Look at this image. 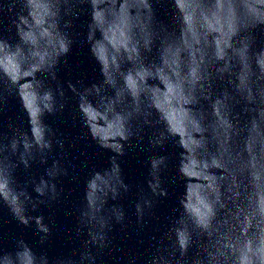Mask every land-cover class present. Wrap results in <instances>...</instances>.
I'll return each mask as SVG.
<instances>
[{
  "label": "water",
  "instance_id": "95a60500",
  "mask_svg": "<svg viewBox=\"0 0 264 264\" xmlns=\"http://www.w3.org/2000/svg\"><path fill=\"white\" fill-rule=\"evenodd\" d=\"M0 264H264V0H0Z\"/></svg>",
  "mask_w": 264,
  "mask_h": 264
}]
</instances>
